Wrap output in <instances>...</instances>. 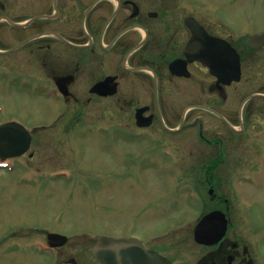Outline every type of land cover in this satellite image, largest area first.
<instances>
[{
  "label": "flooded vegetation",
  "instance_id": "obj_1",
  "mask_svg": "<svg viewBox=\"0 0 264 264\" xmlns=\"http://www.w3.org/2000/svg\"><path fill=\"white\" fill-rule=\"evenodd\" d=\"M219 6L211 0H0L2 33L16 40L24 64L53 83L64 103H110L114 118L121 111L129 118L132 132L177 134L184 114L195 116L191 130L206 145L182 162L185 178H200L205 195L195 187L189 194L207 213L223 211L229 228L213 246L143 241L169 264H262V243L242 229L243 207L229 187L241 175L249 180L264 172V46L249 45L264 32V20L218 14L224 3ZM237 66L240 78L232 80ZM62 79L65 91L57 84ZM200 113L212 115L207 137L198 130ZM137 115L151 118L150 125L138 126Z\"/></svg>",
  "mask_w": 264,
  "mask_h": 264
},
{
  "label": "rangeland",
  "instance_id": "obj_2",
  "mask_svg": "<svg viewBox=\"0 0 264 264\" xmlns=\"http://www.w3.org/2000/svg\"><path fill=\"white\" fill-rule=\"evenodd\" d=\"M211 2L214 7L224 3L218 14L255 15L264 20L262 1ZM3 26L7 25L0 26V49L15 44V39L2 33ZM27 65L22 52L0 54V123L14 119L30 130L35 125L50 123L66 108L62 103L43 98V89L35 88L41 86L35 76L29 87L25 77L30 79L32 71ZM19 79L21 82L14 84ZM257 83L260 85L261 81ZM82 109L86 122L76 125L81 128L79 131L66 135L58 130L32 148L36 173L43 175L39 172L46 169L52 178L62 175L60 181L51 182L45 176H39L36 181L18 179L10 170L0 169V264H58L72 257L78 264H97L91 255L97 236L137 235L146 244L156 237L172 240L169 231L184 229L183 234H189L186 228L207 210L185 188L195 187L204 192L200 194L203 196V182L200 178L183 179L186 167L181 165L182 160L193 158L190 151L199 152L202 147L196 130H191L195 116L186 119L185 128L177 135H163L159 131L120 133L110 129L127 127L130 120L122 112L114 118L110 103ZM198 116V126L208 136L212 115ZM59 122L57 126H71L64 120ZM89 127L99 130L95 132ZM49 167L56 171L52 173ZM28 172L27 168H21L13 173L27 175ZM253 180L255 186H248L249 180L243 175L232 179L231 190L238 194L241 187V194L233 202L244 205L240 213L242 229L248 231V236L254 234L259 238L264 264V172ZM215 185L218 191V183ZM177 194L189 201L172 202L171 198ZM46 232L65 234L70 243L52 251L45 245Z\"/></svg>",
  "mask_w": 264,
  "mask_h": 264
},
{
  "label": "water",
  "instance_id": "obj_3",
  "mask_svg": "<svg viewBox=\"0 0 264 264\" xmlns=\"http://www.w3.org/2000/svg\"><path fill=\"white\" fill-rule=\"evenodd\" d=\"M250 45L253 47L263 46L264 33L255 35ZM142 125L148 124L144 122ZM11 128L16 133V141L6 143L2 135H6L7 129ZM29 145L30 136L22 126L16 123L0 126V155L4 156V151H7L6 155L10 156L21 155L28 150ZM219 216H222V222L220 226H216ZM226 227L227 221L222 212L209 213L196 226L194 231L195 240L201 244L218 242L222 239ZM47 241L52 247H61L68 242V238L60 234L50 233L47 235ZM92 254L101 264H168L164 258L155 252L146 250L136 238L99 236L92 249ZM70 262L74 263L75 261L72 259Z\"/></svg>",
  "mask_w": 264,
  "mask_h": 264
}]
</instances>
